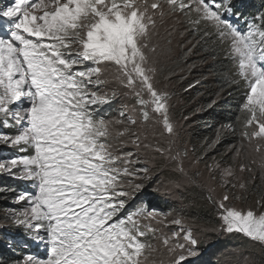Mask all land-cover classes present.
Instances as JSON below:
<instances>
[{"label": "snow or ice", "instance_id": "1", "mask_svg": "<svg viewBox=\"0 0 264 264\" xmlns=\"http://www.w3.org/2000/svg\"><path fill=\"white\" fill-rule=\"evenodd\" d=\"M235 9L234 0H12L0 8V123L16 129L0 132V145L27 153L0 159V172L34 185L15 196L26 207L3 220L45 251L0 264H184L196 257L198 240L182 216L143 203L129 210L154 169L169 172L172 188H200L223 231L264 248V211L230 204L255 193L264 207L252 167L264 183V11L249 20ZM171 17H183L198 43L211 42L213 59L223 50L228 83L245 86L241 136L255 156L236 168L206 163L207 183L198 169L190 172L207 152L190 156L179 143L151 55L158 23ZM241 20L247 30L237 26ZM120 96L132 105L111 119L99 114ZM242 150L243 143L233 162ZM170 225L179 230L162 237V247L152 243L158 226Z\"/></svg>", "mask_w": 264, "mask_h": 264}, {"label": "trees", "instance_id": "2", "mask_svg": "<svg viewBox=\"0 0 264 264\" xmlns=\"http://www.w3.org/2000/svg\"><path fill=\"white\" fill-rule=\"evenodd\" d=\"M234 2L236 4L235 10L242 13L249 20L258 12L264 11V0H234ZM240 24L241 28L247 30L243 20L240 21ZM189 31L192 34L190 35L191 40L194 41L192 47L193 58H195L193 60L194 69L191 71L193 73L188 75L189 59L186 58L187 69L182 71L186 73V77H179L174 82V86L178 87V92L182 95V100L186 99L184 107H180L179 110L181 111L176 115L179 120L190 118V121H187L189 131L186 133V137L192 152L200 156L205 153L206 147L211 144L215 135L216 137L222 135L223 140L229 139L228 142L230 143L238 142L242 131L241 122L244 118L241 106L245 89L241 85L236 86L228 83L230 72L226 69L229 67V64L224 59L223 50H217L216 58L213 59L212 49L214 45L211 42L206 46L202 42L198 43L199 37L194 35L190 29ZM183 60L182 56H178L174 66L177 68L184 66ZM203 72L211 73L212 81L209 83L205 82L203 91L197 93L198 89L195 88L197 84H194L196 80L188 81V76L193 78L196 75L200 76ZM189 85L194 86L189 87ZM195 97H198V100L194 101ZM213 101L215 103H212ZM107 109L111 110L110 112L115 111V107L111 103L105 109L101 108L100 112H104ZM194 124L196 127L193 126ZM224 128L227 130H224ZM221 131H227L228 133H221ZM0 148L8 149V147L1 145ZM16 150L18 149L11 148L7 151L11 152V154H16ZM217 151L219 158L223 160L226 157L223 152L224 149H218ZM258 183L261 185L260 179ZM33 186L32 182L27 185L20 180L14 179V177H10L4 173L0 174V260L11 261L26 254L37 256L40 254L41 257L44 256L43 253L45 251L28 241L23 229L6 225L3 220L10 211H21L22 202L15 201V196L21 192L33 190ZM251 194V199L258 198L255 193ZM204 196L205 193L195 186H192L185 192L183 190L180 194V197L184 198L185 205L182 211L186 213V217L190 221L200 226L217 228L221 221L213 207L204 199ZM143 198L141 204L147 205L146 201L148 200L149 204L161 208L163 211H175L178 208L177 201L175 206L173 202L161 200L155 193L150 191H147ZM217 235L218 233H211V239L216 238ZM220 240L223 241H218L217 243L223 247L212 245V248L194 264H238L237 262H242L244 259L245 252L249 256L247 258L252 259V264H264V248L260 247V245H252L251 240L242 234L229 233L225 238ZM226 244H229L228 248L231 247V249L227 250ZM213 251L218 255L216 259L212 258Z\"/></svg>", "mask_w": 264, "mask_h": 264}, {"label": "rangeland", "instance_id": "3", "mask_svg": "<svg viewBox=\"0 0 264 264\" xmlns=\"http://www.w3.org/2000/svg\"><path fill=\"white\" fill-rule=\"evenodd\" d=\"M11 4V3H9ZM6 5H8L7 3L4 6L0 5V8L5 7ZM243 29V28H242ZM157 34H155L152 38V43L155 44L156 47V52L154 54L155 58L158 61L157 67H158V74H157V81H158V87L164 91H166L169 94V116L171 121L174 123L178 133H179V143L181 145H186L187 148L189 149V153L190 156H198L197 154H195V152H192V149L189 145V142L187 140L186 137V133L189 131V127L187 126V121H190V118L188 119H184V120H179L177 115L181 110L180 107H184L183 105L185 104V100H182V95L179 94L178 92V87L174 86V82L176 81L177 78L179 77H186V73L182 72L184 70L187 69L186 67V63L187 61H185L186 58L189 59V63H188V67H189V71H188V75L192 74L193 72V60L195 58L194 54H193V45H194V41L191 40V36L192 34H190L189 32V28L188 25L186 24V22L184 21L183 17H171V18H167L165 20V22L163 24H159L157 25ZM1 34V33H0ZM170 41V43H169ZM191 49V52H189L188 50ZM178 56H182L184 58L183 62H184V66H180V67H176L174 66V63L176 62V59ZM205 71V70H204ZM174 79V81H172ZM199 81V83H194L197 84V86L195 88L198 89L197 93H201L203 91V85L205 82H211L212 81V76L211 73L208 72H203L199 75H196V77L191 78V76H188V81ZM241 86L245 89V86L243 84H241ZM110 87H115V85H111ZM199 87V88H198ZM108 89H105V91H107ZM200 91V92H199ZM197 96V95H196ZM193 99V98H192ZM209 99V98H208ZM198 100V97L194 98V101ZM192 101V102H194ZM133 101L131 99H125L123 96L118 97L117 99H115L112 102V106L115 107V111L110 112L108 109L104 112H100L99 114L104 116L106 119H111L115 116L118 115V111L121 108L122 105L127 104L129 107L132 105ZM107 105H104L102 108H106ZM188 111H190L188 109ZM2 124V123H1ZM194 127L195 124L193 125ZM191 126V127H193ZM224 130H227L226 128H224ZM16 129L14 127H9L7 129V127H5L3 124L0 126V132H6V133H15ZM146 131H148L149 133V138L151 139V130L150 129H146ZM221 133H228L227 131H221ZM227 135V134H225ZM229 139H224L223 140V136L219 135L218 137H214V139H212L211 144H209L206 147V151L207 152V160L202 161L199 165L196 166V168L191 169L190 172H194L197 169L203 173V176L200 178L201 183H207L208 182V172L207 169L205 167V164H212L214 162H217L220 164V166L226 167L228 165H232L234 168H236L238 166L239 163H244L246 165L251 163V159L255 156V153H252L251 148L248 146L247 142L243 140L242 136L238 139L237 143L234 142H228ZM217 141L214 145L213 142ZM243 143V150L241 151V155L240 157L233 162V152L235 150V148L240 147L241 144ZM210 145H213L212 147H209ZM229 145V146H228ZM3 146V145H1ZM228 146V147H225ZM6 147V146H5ZM0 159H8L14 156H19V155H25L27 153L21 152L19 149L16 150V154H11V152L7 151L8 149H11L8 147V149H2L0 148ZM218 149H224V155H226V157L221 160L218 156ZM130 150V149H129ZM142 155V154H141ZM157 163L159 164L160 161H157ZM253 169L255 170V175H256V180L255 183L257 185H260L258 183L259 181V172L258 170H256V166L252 165ZM4 172H0V174H3ZM6 175H8L7 173H4ZM169 173L164 172L163 175H157L156 174V170H153V177L151 180H148L145 182V187L142 189V191L140 193H138L135 201L129 206V210L134 209L135 207L139 206V204H141V202L143 201V197L144 195H146L147 191L153 192L155 193V195L158 196L159 199L161 200H166L168 202H173L174 205L176 204L177 201V206L178 208H176V210L174 211H163L161 208L155 207L152 204L147 202V207L149 209H157L160 212H164V213H171V217L170 218H174L177 215L182 216L185 219V225L188 227H191L193 229V236L198 240V245H197V250H198V255L196 257H189L184 264H194L196 263L197 260H199L206 252H208L211 248L212 245L213 246H221V244L217 243L218 241H223L220 239H223L227 236V232L223 231V229L221 228V223L218 225L217 228H213V227H208V226H200L198 224H196L195 222L190 221L187 217H186V213L182 211L184 205V198L180 197V194L182 193V191L184 190L187 191L189 188H191L192 186H186L180 189H175L172 188L171 186H169L167 184V180H168V175ZM9 176V175H8ZM253 176V173H249V172H243L240 173L239 171H237V177L238 178H243L244 180H249L251 177ZM12 177V176H10ZM166 178V179H165ZM16 179V178H14ZM20 180V179H17ZM21 182H23L24 184L30 183L31 181H25V180H20ZM262 188H264V183L261 182ZM34 187V186H33ZM217 189V193H222L224 191V189L220 188L218 185L216 186ZM31 191H34L31 190ZM29 191V192H31ZM25 192V191H24ZM231 192H236L238 193V189H232ZM231 194V193H230ZM143 195V196H142ZM252 194L249 193V199L247 200H236L233 199L230 201V204L232 206H235L237 208H243V209H247L249 207L255 209L258 213L264 211V207H261L260 205L256 204V200L257 199H251ZM4 199V197H3ZM153 200V197H152ZM16 201V200H15ZM22 202L21 204V211L24 209V207H26L25 202L23 201H19ZM176 206V205H175ZM179 229L177 226L175 225H170L167 227H163V226H158V232H157V239L152 240V243L157 244L158 246L162 247V245H160V239L164 236H171L174 232H177ZM211 233H218L217 237L214 239H211L210 234ZM252 242V245H259L256 242ZM229 244H226L227 250L231 249L228 248ZM236 252H238V250H236ZM39 257L40 254L38 255ZM218 255L213 251L212 252V258L216 259ZM249 257L247 252L244 253V259L242 260V262H237L238 264H248V261L252 262L251 258H247ZM43 258V257H41ZM165 259H167V255H165L164 257ZM247 258V260H246ZM221 261V260H219ZM253 263V262H252ZM226 264H232V263H226Z\"/></svg>", "mask_w": 264, "mask_h": 264}, {"label": "bare ground", "instance_id": "4", "mask_svg": "<svg viewBox=\"0 0 264 264\" xmlns=\"http://www.w3.org/2000/svg\"><path fill=\"white\" fill-rule=\"evenodd\" d=\"M109 111H111V110H109ZM42 253H43V251H42Z\"/></svg>", "mask_w": 264, "mask_h": 264}]
</instances>
